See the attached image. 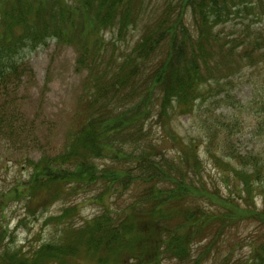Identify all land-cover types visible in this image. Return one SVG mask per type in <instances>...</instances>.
Returning a JSON list of instances; mask_svg holds the SVG:
<instances>
[{"label":"trees","instance_id":"1","mask_svg":"<svg viewBox=\"0 0 264 264\" xmlns=\"http://www.w3.org/2000/svg\"><path fill=\"white\" fill-rule=\"evenodd\" d=\"M142 1L0 0V151L9 146V154H17L11 142L23 154L38 145L35 123L8 102L24 78L33 76L24 50L54 40L73 47L78 72H87L82 123L64 149L37 162L27 159L31 174L23 188L0 191V264H204L219 256L238 224L236 211L264 226V208L254 205L258 195L264 202V148L239 152L234 137L243 130V103L229 94L219 99L249 69L257 79L249 110L256 120L264 116V31L253 27L261 6L246 0H165L131 46L127 37L144 15ZM246 12L253 19L237 23ZM109 34L117 38L114 44L107 43ZM222 105L228 114L213 109ZM176 112L201 117L215 164L229 167L226 159L239 166L232 168L239 199L209 188L195 144L171 157L150 139L151 125L166 129ZM131 186L132 196L120 203ZM94 189L100 191L91 199L102 209L94 219L78 227L60 221L74 216V206L51 218L58 222L56 232L41 244L13 246L2 223L10 198L25 202L26 215L38 219L37 210L62 194L69 199ZM217 264H264V243L245 261L227 255Z\"/></svg>","mask_w":264,"mask_h":264},{"label":"rangeland","instance_id":"2","mask_svg":"<svg viewBox=\"0 0 264 264\" xmlns=\"http://www.w3.org/2000/svg\"><path fill=\"white\" fill-rule=\"evenodd\" d=\"M165 0H143L144 15L139 19L137 26L132 29L128 35L130 43H136L148 24L153 23L164 6ZM247 5H259L262 8V16L254 19V29L264 31V0H246ZM143 9V8H142ZM249 17V18H248ZM253 19L251 12H246L237 18L236 22H247ZM230 33V30L229 32ZM108 44H114L117 40L113 35H108ZM119 44V43H118ZM123 46V43H121ZM116 47H118L116 45ZM124 48V47H122ZM23 58L29 64L33 71V76H26L24 84L19 92L9 99V104L16 114H27L35 123V139L38 145L29 148L25 154L22 153L23 147H11L18 153L9 154L8 148L0 152V191H7L16 186L20 189L26 184L30 168L27 165V159L37 162L43 155H56L61 149H64L67 136L77 130L82 123V103L86 97V78L87 72H78L77 60L78 54L73 47L59 46L56 41L50 40L46 46H39L36 49L28 48L24 50ZM251 70L245 69L241 76L234 78V86H227L219 99L228 94L231 97H237V100L243 103L241 124L243 130L234 137L236 147L239 152L245 156L247 154H257L264 148V116L258 120L249 110V102L252 101L256 89L254 83L256 76L251 75ZM220 75V74H219ZM240 77V78H239ZM264 78V76H262ZM231 80L233 78L231 77ZM263 82L261 79L260 91L263 93ZM258 100V95L255 101ZM212 102V100H211ZM209 102H207L208 104ZM218 112L228 114L227 106L213 107ZM204 111V110H203ZM198 112V111H197ZM200 116H202V111ZM201 117L182 116L176 112L171 118L168 127L162 129L160 126L152 124L150 128V139L156 144L157 148L166 155L178 157L179 152L184 147H190L195 143L197 151L203 161L202 177L208 183L209 188H217L221 197L227 198L233 196L239 199V181L235 178L232 168L239 166L235 162H229L225 159L228 166L215 164L207 154L205 135L200 128ZM165 130V132H164ZM178 141L174 140L173 135ZM103 164V163H101ZM134 186L124 193L119 200L126 201L132 196ZM99 189H94L91 194H78L75 197H66L61 195L57 201H51L44 209H38V220L22 210L24 203H18L12 197L5 203L6 210L2 211V223L8 224L10 231L14 236L16 246H29L41 244V238L45 240L48 235H54L55 226L58 222L51 220L54 216L65 215L69 208L76 206V212L72 218L66 219L65 216L60 221L69 222L75 227L83 226L85 222L94 219L102 211L101 207L92 201ZM65 191L64 193H68ZM13 200V201H12ZM218 207L227 206L226 203L215 200ZM243 208H248L241 203ZM254 205L259 210H263L264 202L262 196H255ZM35 211V210H34ZM73 212V211H72ZM40 213H42L40 215ZM237 217L232 215L234 222L238 224L228 232L221 246L220 254L212 260V256L204 264H217L225 256L235 260L245 261L252 256L253 250L264 243V226L251 218H244L246 213L236 211ZM227 215V212H221ZM222 216V220L225 218ZM240 216V217H239ZM59 221V222H60ZM4 224V223H3ZM59 229L61 225L58 226ZM225 230V229H224ZM162 264H177L175 261L164 260Z\"/></svg>","mask_w":264,"mask_h":264}]
</instances>
